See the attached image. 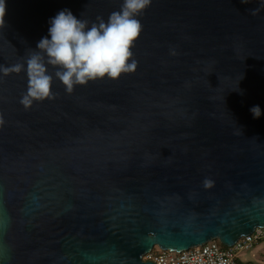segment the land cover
<instances>
[{
	"label": "water",
	"instance_id": "water-1",
	"mask_svg": "<svg viewBox=\"0 0 264 264\" xmlns=\"http://www.w3.org/2000/svg\"><path fill=\"white\" fill-rule=\"evenodd\" d=\"M5 3L10 66L61 10L106 21L123 0ZM138 19L117 79L68 94L49 66L55 98L25 109L26 71L0 74V264H155L264 229V0H152Z\"/></svg>",
	"mask_w": 264,
	"mask_h": 264
},
{
	"label": "clouds",
	"instance_id": "clouds-1",
	"mask_svg": "<svg viewBox=\"0 0 264 264\" xmlns=\"http://www.w3.org/2000/svg\"><path fill=\"white\" fill-rule=\"evenodd\" d=\"M151 2L123 0L120 9L111 12L106 21L97 17L89 22L77 19L68 9L61 10L50 19L48 36L38 41L36 49H31L24 62L0 65V74L6 77L26 71L27 90L19 102L29 109L35 102L55 98L49 66L55 69L54 77L64 85L68 94L78 85L105 77L117 79L122 74L134 72L137 62L132 48L142 31L138 17ZM5 12V0H0V27L4 26ZM250 112L254 119L261 116L258 105L250 108ZM205 186L210 187L211 182L206 180Z\"/></svg>",
	"mask_w": 264,
	"mask_h": 264
},
{
	"label": "built area",
	"instance_id": "built-area-1",
	"mask_svg": "<svg viewBox=\"0 0 264 264\" xmlns=\"http://www.w3.org/2000/svg\"><path fill=\"white\" fill-rule=\"evenodd\" d=\"M261 240H264V229L243 237L231 248L222 246L218 241H210L180 253L153 250L145 256L144 261L155 264H249L239 261L237 254Z\"/></svg>",
	"mask_w": 264,
	"mask_h": 264
},
{
	"label": "rangeland",
	"instance_id": "rangeland-1",
	"mask_svg": "<svg viewBox=\"0 0 264 264\" xmlns=\"http://www.w3.org/2000/svg\"><path fill=\"white\" fill-rule=\"evenodd\" d=\"M158 249L159 248H156L155 250ZM237 258L242 263L264 264V240L255 243L247 250L238 252Z\"/></svg>",
	"mask_w": 264,
	"mask_h": 264
},
{
	"label": "trees",
	"instance_id": "trees-1",
	"mask_svg": "<svg viewBox=\"0 0 264 264\" xmlns=\"http://www.w3.org/2000/svg\"><path fill=\"white\" fill-rule=\"evenodd\" d=\"M219 243V242H218Z\"/></svg>",
	"mask_w": 264,
	"mask_h": 264
}]
</instances>
